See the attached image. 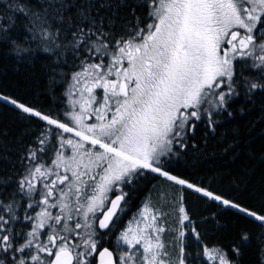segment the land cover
Wrapping results in <instances>:
<instances>
[{"label": "snow or ice", "instance_id": "snow-or-ice-1", "mask_svg": "<svg viewBox=\"0 0 264 264\" xmlns=\"http://www.w3.org/2000/svg\"><path fill=\"white\" fill-rule=\"evenodd\" d=\"M37 64L46 104L0 85V119L24 128L9 147L0 126V264H240L253 241L264 264V191L189 171L198 134L254 155L264 0H0V77ZM189 195L237 237L204 241Z\"/></svg>", "mask_w": 264, "mask_h": 264}, {"label": "trees", "instance_id": "trees-1", "mask_svg": "<svg viewBox=\"0 0 264 264\" xmlns=\"http://www.w3.org/2000/svg\"><path fill=\"white\" fill-rule=\"evenodd\" d=\"M47 83V76L42 72L40 65L37 64L35 68H28L21 70L20 73L13 72L11 67L8 68L7 74L0 77V85L4 90L19 91L25 95H32L36 90H39V100L41 103H47V97L44 95V89ZM259 112L254 110L248 119L258 121ZM0 126L7 127L9 129L8 146L12 147V141L21 135L24 131L23 126L18 125L10 116H5L0 119ZM264 123L257 122L255 129L250 133L251 144L250 147L253 150V157L249 158L244 153L247 149L239 155L233 156L230 152H225L224 149L228 143L231 142V136L221 140L219 136L215 139H209L205 145L200 140L199 134L197 135V142L200 143L203 155L197 154L195 157L190 156L193 167L189 169L192 173L190 176L193 180H199L201 177H214L216 183L214 187L224 192L234 191V182L239 183V192L236 193L241 199L249 200L254 195H258L261 191H264V162H261L259 157L262 151H264ZM223 131V129H221ZM248 171L252 175L245 177L244 173ZM245 181V182H241ZM151 188V185H148ZM146 191L142 192L143 195H147ZM191 203V202H190ZM135 204H139V200L135 201ZM192 212L194 220H199L202 214H207V210L204 208L202 213L199 203L188 205ZM136 210L133 207L125 217V222L129 215ZM201 214L196 218L197 214ZM228 219V228L223 232H217L213 229L212 225L201 224L197 222V227L201 231L203 240L210 246L215 243H226L225 236L229 240H234L241 227L244 225L241 222H235L232 219ZM255 241L248 247L243 249V257L240 264H257L258 256L255 249Z\"/></svg>", "mask_w": 264, "mask_h": 264}, {"label": "rangeland", "instance_id": "rangeland-1", "mask_svg": "<svg viewBox=\"0 0 264 264\" xmlns=\"http://www.w3.org/2000/svg\"><path fill=\"white\" fill-rule=\"evenodd\" d=\"M164 189V186L163 185H159L156 189V191H154L152 193V196H153V199H158L159 195L161 194V191ZM191 202V203H190ZM195 203H199V205L201 206L200 207V210L201 212L203 213L204 212V207L202 206L201 202L195 197V196H192V195H189V198H188V205L190 204H195ZM191 211V210H190ZM134 213V212H133ZM133 213L129 216L131 217L133 215ZM192 213V212H191ZM201 214H197L196 215V218L199 217ZM127 221V220H126ZM197 222H199V220H195V223L197 225ZM200 228H202V226H199ZM199 227H197L199 229ZM189 241H190V245H191V237L189 238ZM191 246H195V245H191Z\"/></svg>", "mask_w": 264, "mask_h": 264}]
</instances>
